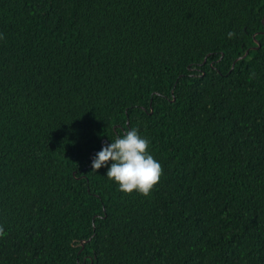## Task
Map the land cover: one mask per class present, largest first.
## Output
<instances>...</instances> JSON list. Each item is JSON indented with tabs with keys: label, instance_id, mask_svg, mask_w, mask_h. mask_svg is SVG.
I'll use <instances>...</instances> for the list:
<instances>
[{
	"label": "trees",
	"instance_id": "16d2710c",
	"mask_svg": "<svg viewBox=\"0 0 264 264\" xmlns=\"http://www.w3.org/2000/svg\"><path fill=\"white\" fill-rule=\"evenodd\" d=\"M0 36V264H264V0H0ZM131 128L147 197L91 169Z\"/></svg>",
	"mask_w": 264,
	"mask_h": 264
},
{
	"label": "clouds",
	"instance_id": "9594fccd",
	"mask_svg": "<svg viewBox=\"0 0 264 264\" xmlns=\"http://www.w3.org/2000/svg\"><path fill=\"white\" fill-rule=\"evenodd\" d=\"M234 33L229 32L232 38ZM2 38V36H0ZM106 177L118 186L120 192H133L147 197L159 183L163 173L161 164L150 154L149 141L139 135L136 128L117 135L93 158L92 172L108 166ZM4 235L0 228V236Z\"/></svg>",
	"mask_w": 264,
	"mask_h": 264
},
{
	"label": "water",
	"instance_id": "95a60500",
	"mask_svg": "<svg viewBox=\"0 0 264 264\" xmlns=\"http://www.w3.org/2000/svg\"><path fill=\"white\" fill-rule=\"evenodd\" d=\"M256 44H257V46H258L257 50H259V49L261 48V45H260L258 42H257ZM248 54H249V52L246 54V56H245V57H243V58H241V59L237 60V62H239V61H241V60H244V59H246V57L248 56Z\"/></svg>",
	"mask_w": 264,
	"mask_h": 264
}]
</instances>
